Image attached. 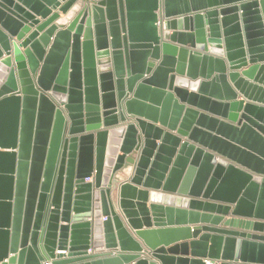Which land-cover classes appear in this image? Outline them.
Returning <instances> with one entry per match:
<instances>
[{"label":"water","instance_id":"95a60500","mask_svg":"<svg viewBox=\"0 0 264 264\" xmlns=\"http://www.w3.org/2000/svg\"><path fill=\"white\" fill-rule=\"evenodd\" d=\"M204 260L264 264V0H0V264Z\"/></svg>","mask_w":264,"mask_h":264},{"label":"crops","instance_id":"0c3cea01","mask_svg":"<svg viewBox=\"0 0 264 264\" xmlns=\"http://www.w3.org/2000/svg\"><path fill=\"white\" fill-rule=\"evenodd\" d=\"M110 69V67H106V68H101L100 67V72H104V71H106V70H109ZM245 70H247V69H242L241 71H239L240 73L241 72H243V71H245ZM224 102L225 101H227V99L226 98H223L222 99ZM238 100H242V97L240 96L239 97V99ZM131 174H132V170L130 171H128L126 174H122V175H120V176H118L117 177V180H118V182L119 183H123V182H126V181H128V179H129V177L131 176ZM118 201H119V190H118V188H117V190H113V192H112V203H113V205H114V207H115V210L117 211V213L118 214H120V210H119V205H118ZM179 208V206L178 205H174V209H178ZM189 212H190V209L188 210ZM123 221L125 222V220L123 219ZM193 223H192V221H190V220H187V221H178V219H177V217H175L174 218V220H173V223H172V227H169V228H172V229H179V228H185V227H193V226H196V225H193ZM128 229H129V232L133 235V237H134V239L137 241V242H139V243H141V241L140 240H138L135 236H134V232L129 228V227H127ZM188 237H185L184 235H174L172 238H171V240H172V242H177V244H183V243H191V242H193V240H188L187 239ZM142 244V243H141ZM145 248V247H144ZM107 252H110V251H106V250H104L101 246L100 247H96V249H94V250H90L89 251V253L90 254H102V253H107ZM145 252H146V249H145ZM179 257H183L184 255H182V254H179L178 255ZM192 254H191V250L189 251V253H188V256L187 257H184V258H192ZM204 263H206V264H209V261L208 260H204ZM134 264V263H133ZM237 264H242V263H237Z\"/></svg>","mask_w":264,"mask_h":264},{"label":"bare ground","instance_id":"6f19581e","mask_svg":"<svg viewBox=\"0 0 264 264\" xmlns=\"http://www.w3.org/2000/svg\"><path fill=\"white\" fill-rule=\"evenodd\" d=\"M79 10V7H74V9H72V11L68 14V16H66V17H64L61 21H59V23L58 24H60L61 26L62 25H65L66 24V22H68L74 15H75V13L77 12ZM106 67H108V65H106L105 67H102L101 66V68H106ZM117 148H118V145L116 144V145H113L112 146V154L114 155V153L116 152V150H117ZM114 150V151H113ZM110 166L112 165V162L109 164ZM103 220H105V219H103Z\"/></svg>","mask_w":264,"mask_h":264}]
</instances>
